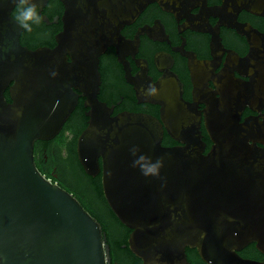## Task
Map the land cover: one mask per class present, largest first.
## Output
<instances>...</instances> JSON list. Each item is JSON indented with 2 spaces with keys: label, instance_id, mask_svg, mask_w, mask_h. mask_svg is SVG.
<instances>
[{
  "label": "water",
  "instance_id": "1",
  "mask_svg": "<svg viewBox=\"0 0 264 264\" xmlns=\"http://www.w3.org/2000/svg\"><path fill=\"white\" fill-rule=\"evenodd\" d=\"M152 1L164 0H61L57 45L29 48L11 14L16 3L0 0V264H112L98 219L34 161L35 141L55 137L73 111L74 87L89 107L79 162L89 175L102 172L105 199L142 264H189L186 248L207 264H264L239 254L254 243L264 255V147L239 121L246 102L230 93L219 110L207 101L206 150L197 98L184 100L169 73L144 98L160 105L159 116H110L97 97L99 56ZM164 131L181 144L163 145ZM159 159V174L145 175Z\"/></svg>",
  "mask_w": 264,
  "mask_h": 264
},
{
  "label": "flooded vegetation",
  "instance_id": "2",
  "mask_svg": "<svg viewBox=\"0 0 264 264\" xmlns=\"http://www.w3.org/2000/svg\"><path fill=\"white\" fill-rule=\"evenodd\" d=\"M33 3L41 22L32 24L31 32L21 28L20 43L29 48L56 46L64 29V4L61 0ZM11 14H17L16 5ZM119 34L120 40L99 56L97 97L107 105L110 116L122 112L159 116L160 105L144 98L152 83L169 73L177 78L184 100L197 98L206 150L212 144L203 121L206 103L215 101L220 110L230 93L233 100L246 102L239 121L246 123L255 142L264 147V0L152 1L124 23ZM73 90L77 99L73 111L55 137L35 141L34 161L85 209L108 216L111 209L102 189V172L87 174L77 156V138L87 126L89 107L84 105L86 97L79 88ZM7 93L8 89L5 96ZM162 144L181 143L164 131ZM55 159H71L86 177L100 183L102 195H95L91 184L89 191L73 190L59 174ZM128 235L122 248H128Z\"/></svg>",
  "mask_w": 264,
  "mask_h": 264
},
{
  "label": "trees",
  "instance_id": "3",
  "mask_svg": "<svg viewBox=\"0 0 264 264\" xmlns=\"http://www.w3.org/2000/svg\"><path fill=\"white\" fill-rule=\"evenodd\" d=\"M6 98L7 100H10L8 93L6 94ZM55 160H57L56 163L58 164L59 174L63 177L66 183L71 185L73 190L80 189L84 192L89 191V185L91 184L94 187L95 195H102L100 183L92 181L89 177H86L78 170L76 164L71 159ZM89 212L98 219L106 234L107 243L110 246L112 264H142L141 259L135 256L129 248H122V243L126 241L130 229L120 222L112 210H110L109 217L104 214L95 213L92 210ZM186 254L189 264H207L200 258L196 249L186 248ZM239 254L243 257L252 259H264V255L256 249L254 243H251L240 250Z\"/></svg>",
  "mask_w": 264,
  "mask_h": 264
},
{
  "label": "clouds",
  "instance_id": "4",
  "mask_svg": "<svg viewBox=\"0 0 264 264\" xmlns=\"http://www.w3.org/2000/svg\"><path fill=\"white\" fill-rule=\"evenodd\" d=\"M14 2L16 3L17 10V14L14 17V20L24 31L31 32L33 30L32 24L38 25L41 22V16L38 14L37 11V5L31 3L30 0H14ZM156 91L157 90L154 86H150L149 94H155ZM133 154H135V150H133ZM144 159V156H140L139 160L135 161L133 166H135V164L139 163V161ZM162 166L163 160L159 159L148 171H145L144 174L158 175V169Z\"/></svg>",
  "mask_w": 264,
  "mask_h": 264
}]
</instances>
